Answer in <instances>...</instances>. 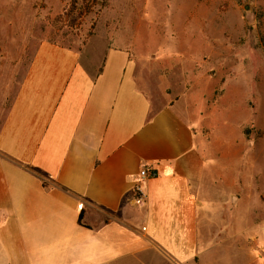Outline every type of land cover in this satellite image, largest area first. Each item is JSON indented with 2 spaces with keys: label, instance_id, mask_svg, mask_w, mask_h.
<instances>
[{
  "label": "crops",
  "instance_id": "obj_1",
  "mask_svg": "<svg viewBox=\"0 0 264 264\" xmlns=\"http://www.w3.org/2000/svg\"><path fill=\"white\" fill-rule=\"evenodd\" d=\"M132 59L31 55L0 113V264H264V171L153 106Z\"/></svg>",
  "mask_w": 264,
  "mask_h": 264
},
{
  "label": "rangeland",
  "instance_id": "obj_2",
  "mask_svg": "<svg viewBox=\"0 0 264 264\" xmlns=\"http://www.w3.org/2000/svg\"><path fill=\"white\" fill-rule=\"evenodd\" d=\"M44 42L95 68L124 50L153 106L264 171V0H0V113Z\"/></svg>",
  "mask_w": 264,
  "mask_h": 264
},
{
  "label": "built area",
  "instance_id": "obj_3",
  "mask_svg": "<svg viewBox=\"0 0 264 264\" xmlns=\"http://www.w3.org/2000/svg\"><path fill=\"white\" fill-rule=\"evenodd\" d=\"M156 176L155 172L152 170H148L146 168H142L139 173V181H144L149 178H154ZM135 191L138 192V189L135 188Z\"/></svg>",
  "mask_w": 264,
  "mask_h": 264
},
{
  "label": "trees",
  "instance_id": "obj_4",
  "mask_svg": "<svg viewBox=\"0 0 264 264\" xmlns=\"http://www.w3.org/2000/svg\"><path fill=\"white\" fill-rule=\"evenodd\" d=\"M44 184H45V183H44ZM44 186L46 187V185H44ZM81 216H82V212H81L80 215H79L78 222H80Z\"/></svg>",
  "mask_w": 264,
  "mask_h": 264
}]
</instances>
